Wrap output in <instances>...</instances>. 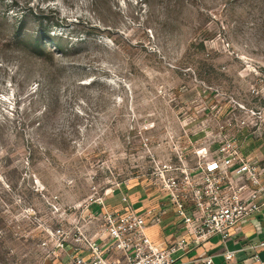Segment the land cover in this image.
Masks as SVG:
<instances>
[{"label":"rangeland","instance_id":"374dc122","mask_svg":"<svg viewBox=\"0 0 264 264\" xmlns=\"http://www.w3.org/2000/svg\"><path fill=\"white\" fill-rule=\"evenodd\" d=\"M257 111L264 0H0V264Z\"/></svg>","mask_w":264,"mask_h":264},{"label":"built area","instance_id":"2783aa9c","mask_svg":"<svg viewBox=\"0 0 264 264\" xmlns=\"http://www.w3.org/2000/svg\"><path fill=\"white\" fill-rule=\"evenodd\" d=\"M253 114L261 130L264 113ZM242 142L219 134L216 145L205 139L189 155L179 146L169 157L151 154L147 180L158 201L137 209L121 189L112 206L104 197L92 200L83 207L81 220L48 233L49 239L41 242L44 259L66 258V264H186L185 254L211 237L224 243L232 228L264 208V164L244 154ZM93 202L95 207L88 209ZM167 209L185 235L160 246L146 230L161 224ZM233 254L222 252L227 261ZM202 259L212 263L210 255ZM253 260L264 264L256 253Z\"/></svg>","mask_w":264,"mask_h":264},{"label":"crops","instance_id":"0c3cea01","mask_svg":"<svg viewBox=\"0 0 264 264\" xmlns=\"http://www.w3.org/2000/svg\"><path fill=\"white\" fill-rule=\"evenodd\" d=\"M241 149L244 154L255 156L264 164V126L258 136L244 139ZM124 192L130 195L137 209H142L160 199L156 193L149 196L147 190L138 184L130 187L126 185ZM113 199L115 197L111 200ZM146 233L151 242L160 246H165L176 236L185 235L184 230L175 223L170 209L166 210L162 223L149 227ZM261 243H264V208L232 228L224 243L218 236H213L189 250L182 259L186 264H205L202 258L210 255L211 264H257L253 260L254 253L264 260V244ZM225 249L234 252L230 261L222 256ZM51 264H66V258L61 261L53 260Z\"/></svg>","mask_w":264,"mask_h":264},{"label":"trees","instance_id":"16d2710c","mask_svg":"<svg viewBox=\"0 0 264 264\" xmlns=\"http://www.w3.org/2000/svg\"><path fill=\"white\" fill-rule=\"evenodd\" d=\"M49 41H52L51 39H49ZM35 47H41V45H40V40H37L36 41V45H35ZM148 184V183H147ZM142 188H144V189H146L147 190V194L149 195V196H152L153 194H155V192L150 188V186H149V184L146 186V187H143L142 185H140ZM132 188V187H131ZM155 202H153V203H151V204H154ZM53 261H50L49 260V264H51Z\"/></svg>","mask_w":264,"mask_h":264}]
</instances>
